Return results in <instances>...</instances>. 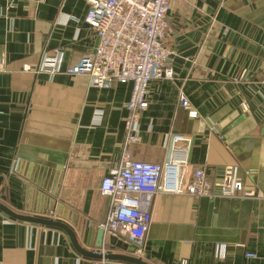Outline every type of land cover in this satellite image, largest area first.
<instances>
[{
	"label": "crops",
	"instance_id": "1",
	"mask_svg": "<svg viewBox=\"0 0 264 264\" xmlns=\"http://www.w3.org/2000/svg\"><path fill=\"white\" fill-rule=\"evenodd\" d=\"M87 8L85 0H0V202L67 224L88 251L149 264H264V0H170L164 45L173 77L151 83L131 158L166 164L172 135L181 134L191 138L183 185L201 169L212 181H239L248 194L159 192L142 255L107 245V236L95 246L110 206L100 185L123 153L132 83L94 87L83 75L39 71L45 53L58 51L64 69L94 50ZM218 242L227 244L225 260L213 256ZM0 264L99 259L79 253L61 228L0 210Z\"/></svg>",
	"mask_w": 264,
	"mask_h": 264
},
{
	"label": "built area",
	"instance_id": "2",
	"mask_svg": "<svg viewBox=\"0 0 264 264\" xmlns=\"http://www.w3.org/2000/svg\"><path fill=\"white\" fill-rule=\"evenodd\" d=\"M85 1L88 5L85 22L98 37L96 47L64 69L58 51L45 53L39 71L48 72L51 76L60 72L83 75L94 87H109L114 82L132 83L123 118L124 149L120 161L101 181L100 192L109 198L110 206L105 220L97 226L106 233L125 238L135 247V254L142 255L153 202L159 192L210 197L233 192L248 194V190L239 181L232 183L226 177L212 181L201 169L195 170L191 182L183 185L181 170L187 161L186 152L191 138L181 134L172 135L174 147L166 164L131 158L128 148L139 140L138 121L148 107L151 83L173 77L170 51L164 45L169 27L170 0ZM23 69L31 71L28 65ZM179 103L189 110L191 117L196 116L185 96L180 95ZM239 109L246 111L247 103L240 104ZM179 144L183 147L180 148ZM212 251L215 258L225 260L227 244L215 243ZM100 253L104 255L107 252L102 249ZM246 257H254V254L247 252ZM107 261L101 258L99 264Z\"/></svg>",
	"mask_w": 264,
	"mask_h": 264
},
{
	"label": "water",
	"instance_id": "3",
	"mask_svg": "<svg viewBox=\"0 0 264 264\" xmlns=\"http://www.w3.org/2000/svg\"><path fill=\"white\" fill-rule=\"evenodd\" d=\"M0 210L2 212H4L5 214H7L8 216H10L14 219H17V220L26 221V222H33V223H38V224H42V225H48V226H54V227L61 228L62 230H64L67 233V235L69 236V238H70L73 246L75 247V249L79 253H81L85 256H89V257L94 258V259L104 258L106 260H123V261L131 262L134 264H149V263L143 261L142 258L136 257V256L116 254V253H112V252H107L106 254L102 255L100 252L85 250L80 245L74 231L67 224H64L62 222H59V221H56V220H53L50 218H42V217H35V216H28V215L19 214V213L14 212L13 210L8 208L6 205H4L1 202H0ZM105 236H107L106 244L109 246L111 245V246L122 248V249H129L131 251L132 250L134 251V249H135V247L133 245H131V243L128 240H126L125 238H123L119 235H116V234L106 233L101 228L98 230L97 243L95 245L97 248L102 247L103 238Z\"/></svg>",
	"mask_w": 264,
	"mask_h": 264
}]
</instances>
